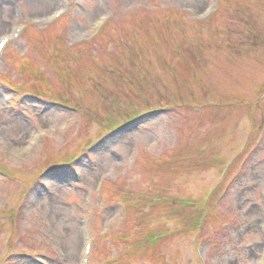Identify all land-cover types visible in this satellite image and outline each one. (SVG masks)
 <instances>
[{
	"label": "rangeland",
	"instance_id": "374dc122",
	"mask_svg": "<svg viewBox=\"0 0 264 264\" xmlns=\"http://www.w3.org/2000/svg\"><path fill=\"white\" fill-rule=\"evenodd\" d=\"M104 13L101 36L73 44ZM16 24L0 68V96L15 94L0 110V264H78L82 214L90 264H260L264 0H0V37ZM232 160L205 223L200 202Z\"/></svg>",
	"mask_w": 264,
	"mask_h": 264
},
{
	"label": "bare ground",
	"instance_id": "6f19581e",
	"mask_svg": "<svg viewBox=\"0 0 264 264\" xmlns=\"http://www.w3.org/2000/svg\"><path fill=\"white\" fill-rule=\"evenodd\" d=\"M217 12H218V10H217ZM217 12H216V13H217ZM216 13H215V14H216ZM55 23H56V22H55ZM108 24H109V22L106 24V26H107ZM106 26L103 28V30L106 28ZM103 30L101 31V33L103 32ZM101 33H100V34H101ZM100 34H99V35H100ZM17 40H18V39H17ZM17 40H16V41H17ZM16 41H15V42H16ZM6 47H7V46H6ZM6 47H4V48H6Z\"/></svg>",
	"mask_w": 264,
	"mask_h": 264
}]
</instances>
